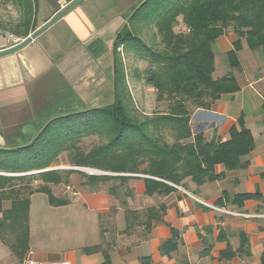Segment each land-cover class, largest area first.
I'll return each mask as SVG.
<instances>
[{
	"label": "crops",
	"instance_id": "obj_1",
	"mask_svg": "<svg viewBox=\"0 0 264 264\" xmlns=\"http://www.w3.org/2000/svg\"><path fill=\"white\" fill-rule=\"evenodd\" d=\"M141 1L0 0V147L29 141L49 114L114 94L113 55L123 47L114 49V39ZM14 12L21 14L19 20ZM25 14L32 17L23 19ZM236 41L230 27L214 42L224 66ZM239 42L243 74L234 76L240 89L222 94L210 109L195 110L190 122L193 133L222 141L241 116L254 139L244 164L235 169L216 164L214 178L200 185L186 178L171 184L168 194L146 195L143 174L129 180L132 193L126 197L91 189L81 180L65 191L64 205H50L46 194L36 192L30 197L28 248L36 259L43 264L105 259L109 264H264V60ZM218 57L214 54V61ZM72 186L70 178L66 188ZM150 207L159 210V219L148 232L144 224L126 229L127 209ZM165 241L168 251L161 249ZM20 259L0 241V264Z\"/></svg>",
	"mask_w": 264,
	"mask_h": 264
},
{
	"label": "trees",
	"instance_id": "obj_2",
	"mask_svg": "<svg viewBox=\"0 0 264 264\" xmlns=\"http://www.w3.org/2000/svg\"><path fill=\"white\" fill-rule=\"evenodd\" d=\"M143 10L145 16L138 13V17L154 20L162 50L136 39L126 25L117 33L113 47L127 46L148 59L145 82L155 91L158 103L166 102V110L141 120L130 116L119 100L118 66L114 62L112 103L55 113L29 141L0 147V170L17 173L0 174V241L17 256L22 258L29 250L31 195L44 193L53 206L68 203L65 195L52 192L51 185H68L73 173L80 175L82 185L105 188L112 194L121 191L125 197L132 193L129 180L143 174L146 195L168 194L174 189L171 184L181 185L186 178L198 185L214 178L216 164L227 169L240 167L243 157L253 148V136L241 116L222 141L208 139L203 131L193 133L190 120L193 111L210 109L222 94L240 89L232 73L213 77L212 46L228 28L238 35V41L226 53L230 68L240 64L237 52L241 39L264 60V0H142L130 17ZM178 16L185 31L175 33L173 26ZM262 97L264 127V91ZM94 131L103 133L106 141L87 151L75 145L80 137ZM65 147L70 149L71 165L108 173L88 175L75 168L39 171L47 168ZM33 170L36 172L30 173ZM34 180L41 183L33 187ZM125 215L126 229L144 224L148 232L152 220L159 219V210L127 209ZM168 243L165 241L161 249L168 251ZM101 264L109 262L105 259Z\"/></svg>",
	"mask_w": 264,
	"mask_h": 264
},
{
	"label": "rangeland",
	"instance_id": "obj_3",
	"mask_svg": "<svg viewBox=\"0 0 264 264\" xmlns=\"http://www.w3.org/2000/svg\"><path fill=\"white\" fill-rule=\"evenodd\" d=\"M144 12L146 11H138L137 15H135L134 17L129 16L130 18H128L126 28L130 30V32L133 36L136 37V39L140 40L145 45L156 50H162L160 45L161 36L157 32L154 20L149 17H138V13L142 16H145ZM12 17L15 20V17L13 15ZM30 17L32 16H27L26 14L23 15V19ZM178 18V22L173 26V30L175 33L185 31V26L181 23L179 16ZM2 34L3 33L0 29V36ZM140 41L138 42V44L143 46L144 44H141ZM215 44L216 43L213 44L212 49L213 51L215 50L214 54L216 56H219V59L217 60V62L215 60L214 74L219 76L227 73H232L233 75L243 74L240 64L239 66L234 68H230L228 63L224 66V64L222 63V55L219 53L217 45ZM114 53L115 54L113 55V60L118 66L116 89L119 94L120 103L123 105V108L129 113V115L141 120L144 116L153 115L155 113L163 112L164 110H166V102L158 103L156 101L155 91L150 85L145 82L144 71L146 68H148V66H150L148 59L144 56H141L140 52L136 53L127 46H123L121 51L114 50ZM113 101L114 94H104L99 97H94L92 102H88L87 104H78L76 109H87L90 107L104 106L112 103ZM58 112L59 111L55 113L57 114ZM194 112L195 111H193L192 114H194ZM54 114L49 115L50 117H53ZM106 139L107 138L103 133L94 131L91 134L80 137L75 142V145L79 146L84 151H87L94 145L105 142ZM63 150L64 151L58 154L56 158L45 169L74 168V166L69 163L70 149L65 147ZM30 172H35V170ZM80 180V175L78 173H73L71 175V185H73L71 189L66 188L65 184L51 185L52 192L56 196H63L64 194H67L65 193V191L69 193L70 191L74 190V186H77ZM40 183V180H34L32 181V186L36 187Z\"/></svg>",
	"mask_w": 264,
	"mask_h": 264
},
{
	"label": "built area",
	"instance_id": "obj_4",
	"mask_svg": "<svg viewBox=\"0 0 264 264\" xmlns=\"http://www.w3.org/2000/svg\"><path fill=\"white\" fill-rule=\"evenodd\" d=\"M75 169H78L80 171L85 172L88 175H94V174H107L108 172L100 170V169H96V168H92V167H84V166H74ZM212 208L216 209V210H221L225 213L228 214H233V215H246L244 213L241 212H237V211H231V210H227V209H222L213 205H210ZM19 264H43L41 261H39L38 259H36L34 257L33 251L32 250H27L24 255L22 256V258L19 261ZM48 264H69L68 261L66 260H62V261H52Z\"/></svg>",
	"mask_w": 264,
	"mask_h": 264
},
{
	"label": "water",
	"instance_id": "obj_5",
	"mask_svg": "<svg viewBox=\"0 0 264 264\" xmlns=\"http://www.w3.org/2000/svg\"><path fill=\"white\" fill-rule=\"evenodd\" d=\"M57 17V16H56ZM51 21V20H50ZM50 21H48L45 25H48L50 23ZM44 25V26H45ZM44 26H42L40 29H42ZM31 38H27L25 39L22 43H20L18 46H16L14 49L19 48L20 46H22L23 44L27 43ZM45 170H49V169H43V170H39V171H45ZM37 171V172H39ZM36 172V171H35ZM35 172H30V173H35ZM29 173V172H28Z\"/></svg>",
	"mask_w": 264,
	"mask_h": 264
},
{
	"label": "clouds",
	"instance_id": "obj_6",
	"mask_svg": "<svg viewBox=\"0 0 264 264\" xmlns=\"http://www.w3.org/2000/svg\"><path fill=\"white\" fill-rule=\"evenodd\" d=\"M20 13H18V12H14L13 13V16L17 19V20H19V18H20Z\"/></svg>",
	"mask_w": 264,
	"mask_h": 264
}]
</instances>
